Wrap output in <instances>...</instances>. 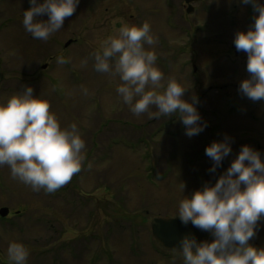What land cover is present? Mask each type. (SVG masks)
Wrapping results in <instances>:
<instances>
[{
    "label": "rangeland",
    "instance_id": "1",
    "mask_svg": "<svg viewBox=\"0 0 264 264\" xmlns=\"http://www.w3.org/2000/svg\"><path fill=\"white\" fill-rule=\"evenodd\" d=\"M207 4L213 9L205 14ZM221 4L201 2L192 20L212 26L183 33L174 26L173 0H79L64 26L43 40L22 23L30 0H0V101L31 85L49 99L61 125L77 123L86 141L82 170L54 193L35 191L0 166V207L17 211L0 217V264H12L13 240L30 250L27 264H184L182 252H167L154 239L151 221L179 217L180 200L199 189L192 175L201 167L196 155L227 137L232 159L244 144L264 158V99L239 91L251 74L224 53ZM144 21L158 38L146 47L157 52L163 82L175 77L185 98H198L207 126L196 135H186L175 114L137 117L116 91L119 77L93 67L91 54L104 37L123 23ZM71 38L77 41L66 47ZM59 55L68 62L58 64ZM259 226L260 238L251 244L264 247V216Z\"/></svg>",
    "mask_w": 264,
    "mask_h": 264
},
{
    "label": "clouds",
    "instance_id": "2",
    "mask_svg": "<svg viewBox=\"0 0 264 264\" xmlns=\"http://www.w3.org/2000/svg\"><path fill=\"white\" fill-rule=\"evenodd\" d=\"M210 3L211 0H208ZM252 4L257 15L247 30H238L234 43L247 52V70L239 91L252 100L264 99V0H238ZM24 10L23 25L34 38L48 40L64 26L79 0H30ZM47 13V19H39ZM158 38L148 21L123 23L104 37L92 53L96 71L118 76L120 98L137 117L177 115L189 137L206 127L197 108L198 98H185L186 87L175 77H168L157 64L153 46ZM68 60L57 57L58 64ZM87 64V60L82 61ZM85 91H87L85 89ZM86 141L77 123L62 126L51 110L46 96L34 94L31 85L0 101V166L8 165L11 175L35 191L54 193L83 168ZM232 145L226 137L213 140L206 154L214 161L215 172L230 154ZM91 168L92 164L89 163ZM184 187V185H183ZM180 220L210 231L214 239L198 241L185 234L179 241L184 264H264V247L251 244L258 221L264 216V158L249 144L242 145L227 169L213 184L205 183L190 196L180 200ZM182 249V250H181ZM30 250L19 240L9 242L7 256L12 264H27Z\"/></svg>",
    "mask_w": 264,
    "mask_h": 264
},
{
    "label": "flooded vegetation",
    "instance_id": "3",
    "mask_svg": "<svg viewBox=\"0 0 264 264\" xmlns=\"http://www.w3.org/2000/svg\"><path fill=\"white\" fill-rule=\"evenodd\" d=\"M203 1L206 0H198L191 3H187L186 0H179V2H177V0H173V5L170 7H172V11L175 13L174 26H178V30H181L183 33H187V29L189 27L198 26V24H201L202 26H212L210 25L211 23L208 25L201 22L196 23L192 20L191 15L195 11H200V3ZM208 6L210 5L207 4L204 7L201 6L203 13L206 14L207 12H211L213 8L211 9V6ZM221 7V16L223 20L222 32L224 38L227 39L224 53L227 54L228 57L232 58L233 61H239L243 69H247V52L238 50L236 48L234 36L238 30H247L250 26H252L254 17L257 15V13L254 11L252 4H243L238 2V0H222ZM105 8L109 9L110 7L106 6ZM189 10H192L193 12L190 13ZM71 39L73 40L71 44L77 41L76 38ZM71 44H67V46H70ZM195 159L197 164L201 165V167L193 170L192 172V175L195 177V181L197 182L198 188H202L205 183H215L219 175L227 169L232 161V158L228 155V161H224L221 167H217L215 172H211L209 169L212 167L214 161L206 154V151L201 152L200 155L198 154V156L196 155ZM202 160H204V167H202ZM206 165H208V167ZM14 213L11 211L9 215ZM260 232L261 227L259 226L258 221L256 234L250 238L249 242L257 244V239L260 238ZM209 236L211 238L213 236L210 231H208L205 240H207Z\"/></svg>",
    "mask_w": 264,
    "mask_h": 264
},
{
    "label": "water",
    "instance_id": "4",
    "mask_svg": "<svg viewBox=\"0 0 264 264\" xmlns=\"http://www.w3.org/2000/svg\"><path fill=\"white\" fill-rule=\"evenodd\" d=\"M190 1L192 0H187V2ZM68 43H70V41ZM224 160H227V156L223 159V161ZM223 161L221 165L223 164ZM9 212L10 208L7 206L0 208V215L2 217L7 216ZM152 231L156 239L165 248L174 250H179L177 249L180 248L178 241L185 234L190 236L194 235L198 241H203L207 235V230H202L193 225L191 222L184 224L179 217H154L152 219Z\"/></svg>",
    "mask_w": 264,
    "mask_h": 264
}]
</instances>
